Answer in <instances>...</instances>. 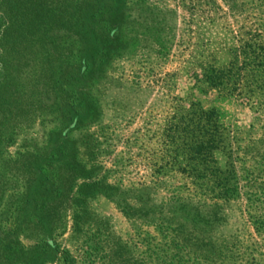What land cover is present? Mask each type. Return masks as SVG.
Segmentation results:
<instances>
[{"label":"rangeland","instance_id":"obj_1","mask_svg":"<svg viewBox=\"0 0 264 264\" xmlns=\"http://www.w3.org/2000/svg\"><path fill=\"white\" fill-rule=\"evenodd\" d=\"M0 28V264H264V90L198 81L264 48V0H0ZM212 104L221 173L178 127Z\"/></svg>","mask_w":264,"mask_h":264},{"label":"trees","instance_id":"obj_2","mask_svg":"<svg viewBox=\"0 0 264 264\" xmlns=\"http://www.w3.org/2000/svg\"><path fill=\"white\" fill-rule=\"evenodd\" d=\"M16 25L17 19L14 18L8 28L14 29ZM246 46L248 48H245ZM246 46L239 48L237 51V55L241 56L240 61L238 59L239 57L235 55L233 60L226 65L218 66L210 64L202 68L198 76V81L200 80L202 83H206L210 91H214L218 97H231L245 87V84H241V82L246 74L251 79L249 84H254L259 90H264V48L260 45L253 48H249L251 47L249 45ZM197 105L198 103L195 104V106ZM198 108L197 116H195L192 122H190L191 120L189 118H184L180 124L178 123V127L181 125V128H179L184 137L183 139H187L186 128L190 125L191 130L194 132L192 141L190 142L194 146L195 154L200 157L199 161L208 160V158H204L205 156L210 157V162L213 164L211 172L221 173L228 171H222V169L214 165V152L219 149L224 141L222 132L225 129V124L221 121L220 112L214 104L207 111H204L200 107ZM198 165L206 169L204 164L200 163ZM185 166L188 167L189 165L187 164ZM194 166L196 165H192L195 170L196 168ZM188 168H191V166Z\"/></svg>","mask_w":264,"mask_h":264}]
</instances>
